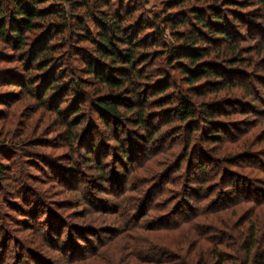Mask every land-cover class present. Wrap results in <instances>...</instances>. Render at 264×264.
<instances>
[{
  "label": "rangeland",
  "instance_id": "374dc122",
  "mask_svg": "<svg viewBox=\"0 0 264 264\" xmlns=\"http://www.w3.org/2000/svg\"><path fill=\"white\" fill-rule=\"evenodd\" d=\"M163 1L148 0L146 7L161 9ZM249 4L239 10L245 22L234 21L242 35V51L235 57L243 58L233 68L250 75L246 83L251 94L240 88L206 97L207 103L220 104L214 121L223 127L222 140L216 143L210 144L198 129L205 124L204 110L192 129L195 123L178 120L175 105H152L146 119L162 131L148 142L152 124L140 126L135 114H127L117 129L113 122L105 128L97 115L91 117L87 104L90 116L75 130L86 140L74 143L73 150L69 128L55 105L66 111L76 102L75 94L63 102L53 89L43 99L47 105H41L43 72L35 70L20 72L22 80H37L33 93L0 85V164L5 166L0 172V264H216L218 254L223 264H243L253 226V252L264 249V6ZM2 53L17 54L0 40ZM18 64L0 57V71L15 75ZM90 117L98 131L94 141L101 144L93 153L86 143ZM121 148L127 153L124 159ZM202 150L210 156L207 162L194 157ZM132 153L135 159L130 160ZM52 159L61 164L59 175L50 167ZM198 161L206 168L199 170ZM66 163L68 171L78 172L74 179L62 171ZM105 170L113 173L106 176ZM226 171L235 183L231 176L223 177ZM238 179L250 183L238 185ZM27 210L46 212L67 225L59 238L67 249L47 239L49 219L34 223ZM125 214L135 218L134 225L122 222ZM74 231L79 233L75 238Z\"/></svg>",
  "mask_w": 264,
  "mask_h": 264
},
{
  "label": "trees",
  "instance_id": "16d2710c",
  "mask_svg": "<svg viewBox=\"0 0 264 264\" xmlns=\"http://www.w3.org/2000/svg\"><path fill=\"white\" fill-rule=\"evenodd\" d=\"M193 1L164 0L161 9H147L148 0H0V40L17 53H2L0 57L19 62L13 68L17 71L15 75L8 74L5 69L0 71V85L18 86L23 92L33 93L32 90L36 86L38 88L37 80L32 77L22 80L20 72L35 70L43 72L41 105H47L43 99H47L53 89H58L54 97L63 96V102L70 94H75L76 102L66 111L61 110V105H55V112L63 120V125L69 128L73 150H77L74 143L83 145L86 140L75 130L78 131L90 116L84 110L87 104L92 108L91 117L97 115L98 123L105 128L112 122L116 127L127 114H135L140 126L152 124L145 138L148 142L154 141L162 131V126H155L146 119L152 105L161 108L175 105L173 110L178 120L189 125L195 123L196 127L192 129H197V121L204 110L205 124L198 129L210 144L219 142L223 127L214 120L220 104L205 100L209 94L224 90L229 92L241 88L244 94H251L246 83L250 75L233 68L242 64L240 59L243 58L242 55L235 57L242 51L238 40L242 35L234 28V21L243 24L245 16L239 10L250 6L249 3L264 6V0H256V3L255 0H210V3L209 0H195L204 1V5H196ZM231 16L233 22L230 21ZM245 26L248 25L245 23ZM159 59L161 62H157ZM93 120L89 119L88 133L91 137L86 141L91 153L95 149L98 151L101 145L94 141L98 131L94 125L96 120ZM202 152L194 157L207 162L210 156ZM134 154L129 155L130 160L135 159ZM0 156L4 157L3 153ZM123 156L124 159L127 153ZM187 157L188 153L182 158L180 168ZM205 162L198 161L199 170L206 168ZM67 163L70 164L69 161ZM67 163L62 171H68ZM60 165L59 161L52 159L50 167L57 175L60 174ZM4 169L1 163L0 172L3 173ZM104 172L106 176L113 173ZM67 174L72 179L78 172L68 171ZM223 175L228 179L231 176V182L235 183L231 172L226 171ZM248 183L238 179V185ZM232 187L234 189V184ZM30 213V210L26 211L27 216ZM45 214L36 211L30 214V218L40 224L49 219V227H45L47 239L57 248L67 249L65 242L59 241L67 225ZM121 216L124 224L134 225V217L128 214ZM255 229L257 227L253 226L250 238L245 242L247 259L243 264H264V249L259 253L253 252ZM0 233L3 234L2 231ZM77 234L78 231H74L73 237ZM73 245L78 249V244ZM216 264H223L219 254Z\"/></svg>",
  "mask_w": 264,
  "mask_h": 264
}]
</instances>
